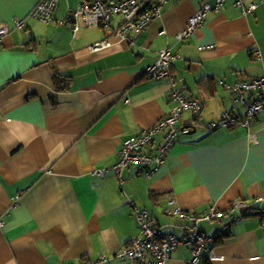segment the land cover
<instances>
[{
    "label": "crops",
    "instance_id": "0c3cea01",
    "mask_svg": "<svg viewBox=\"0 0 264 264\" xmlns=\"http://www.w3.org/2000/svg\"><path fill=\"white\" fill-rule=\"evenodd\" d=\"M39 1L0 0V26L9 29L0 39V264H83L101 256L109 259L98 264H136L113 257L140 235L134 206L181 237L184 221L167 209L224 211L234 201L245 207L225 237L216 235L220 223H203L213 257L202 264H264V111L248 131L206 127L225 111H244L219 80L262 75L264 3L244 14L226 0L177 42L203 0H167L134 45L112 39L108 49L90 53L104 28L73 37L68 24L59 25L81 0H58L48 23L29 15ZM165 47L178 54L172 67L178 86L202 104L197 124L190 112L181 115L183 131L150 176L136 167L125 169L121 181L112 172L95 175L116 162L125 139L170 111L167 83L143 76ZM54 69L71 78L68 90L55 91ZM190 258L179 247L165 264Z\"/></svg>",
    "mask_w": 264,
    "mask_h": 264
},
{
    "label": "built area",
    "instance_id": "2783aa9c",
    "mask_svg": "<svg viewBox=\"0 0 264 264\" xmlns=\"http://www.w3.org/2000/svg\"><path fill=\"white\" fill-rule=\"evenodd\" d=\"M166 1L81 0L76 9H67L66 16L59 21V25L68 24L73 37L83 28H104L106 36L87 47L90 53L108 49L112 45V39L134 45L150 22L161 15ZM225 2L226 0H203L188 19L187 24L175 35L176 41L181 42L192 36L204 23L207 15L220 10ZM261 3H264V0H234L232 5L247 14L253 13ZM57 4L58 0H40L29 15L42 22H51ZM114 17H119L120 20L112 25L111 21ZM14 24L18 29L24 27L22 20H15ZM8 33L7 25H1L0 39ZM253 55L255 58H260L258 48L254 50ZM177 58L178 54L170 47H165L158 52L155 61L143 70L146 76L167 83L168 97L172 103L168 114L138 135L125 139L118 149L116 162L110 168L93 171L95 175L104 176L112 172L121 181L125 169L136 167L140 168L145 176H150L166 163L170 149L182 131L178 125L181 115L185 112H191L195 117L200 115L202 111L200 102L186 97L171 73V67ZM218 84L232 95L233 102L239 103L244 111L241 114L236 111H225L217 120L206 123V127L211 130L241 127L248 131L253 120L264 111V68L259 77L241 79L234 83L220 80ZM251 137L255 138L254 135ZM18 198L12 207L16 206ZM244 207L242 201H234L224 211L214 206H209L201 213L187 212L179 208L167 209L165 211L167 215L177 216L184 221L181 225L183 231L181 237L165 233L163 227L156 224L146 210L133 207V215L140 229V235L130 240L113 257L121 262L165 264L177 248L184 247L191 253L188 264H202L206 259L213 257V250L208 249L207 246L209 237L205 233L203 223H220L216 235H226L233 221L238 218V211H242ZM260 217L261 227L264 229V209L260 212ZM2 225L3 221L0 217V228ZM108 259L107 256H101L83 264L105 263Z\"/></svg>",
    "mask_w": 264,
    "mask_h": 264
},
{
    "label": "trees",
    "instance_id": "16d2710c",
    "mask_svg": "<svg viewBox=\"0 0 264 264\" xmlns=\"http://www.w3.org/2000/svg\"><path fill=\"white\" fill-rule=\"evenodd\" d=\"M32 41V40H31ZM29 42V41H28ZM173 67V66H172ZM172 67H171V73H172ZM172 75H173V73H172ZM143 76L144 77H147V78H150V77H148V76H146L145 75V73L143 72ZM174 76V75H173ZM174 78L176 79V82H177V78L174 76ZM150 79H152V78H150ZM154 80V79H153ZM70 81H71V78L70 77H68V76H64V75H62L60 72H58L57 70H53V74H52V83H53V86H54V89H55V91H57V92H63V91H66V90H68L69 88H70ZM157 81V80H156ZM220 81V80H219ZM221 81H224V80H221ZM224 82H226V81H224ZM227 83H229V82H227ZM178 85V84H177ZM221 86V85H220ZM224 88V87H223ZM180 89L182 90V88L180 87ZM182 92H183V90H182ZM183 94L186 96V97H188L184 92H183ZM188 98H191V97H188ZM194 99V98H193ZM200 105H201V108H203L202 107V104L200 103ZM202 112V111H201ZM191 113V112H190ZM191 115H192V117L194 118V123L195 124H197V120H198V116H194L192 113H191ZM200 115H201V113H200ZM254 121V120H253ZM182 131H183V129H182ZM135 207V206H134ZM137 208V207H136ZM139 209H142V208H139ZM145 210V209H144ZM147 211V210H146ZM148 212V211H147ZM148 214H149V212H148ZM149 216L152 218V216L149 214ZM172 216V215H171ZM153 219V218H152ZM154 220V219H153ZM155 221V220H154ZM155 223H156V221H155ZM156 224H158V223H156ZM139 228V227H138ZM140 230V229H139ZM227 235V234H226ZM226 235H223L224 237L226 236ZM220 237V236H219Z\"/></svg>",
    "mask_w": 264,
    "mask_h": 264
}]
</instances>
